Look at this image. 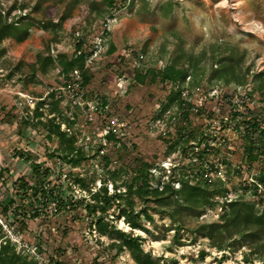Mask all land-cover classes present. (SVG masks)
<instances>
[{"label": "rangeland", "instance_id": "374dc122", "mask_svg": "<svg viewBox=\"0 0 264 264\" xmlns=\"http://www.w3.org/2000/svg\"><path fill=\"white\" fill-rule=\"evenodd\" d=\"M0 10L7 22L29 24L23 40L0 41V244L9 240L38 264H138L98 231L83 205H44L19 186L41 183L53 197L85 203L102 184L109 195L124 191L144 161L151 187L173 180L177 189L183 179L225 193L192 211L150 203L149 233L117 218L113 200L109 226L139 235L158 264H261L254 248L264 231L218 250L199 226L218 222L237 197L264 210V184L255 187L264 156L247 161L231 127L249 112L264 119V0H0ZM79 38L90 52L88 84L79 71L66 78L59 66L37 62L73 57ZM174 59L187 69L184 79L152 80ZM224 65L237 81L216 75ZM136 74L147 77L139 83ZM172 90L180 94L174 100ZM52 124L75 135L85 156L78 165L63 161ZM36 165L49 169L46 178L35 176ZM134 208H141L136 197Z\"/></svg>", "mask_w": 264, "mask_h": 264}, {"label": "trees", "instance_id": "16d2710c", "mask_svg": "<svg viewBox=\"0 0 264 264\" xmlns=\"http://www.w3.org/2000/svg\"><path fill=\"white\" fill-rule=\"evenodd\" d=\"M112 1V0H109ZM19 21L7 22L3 20L2 11L0 10V41L4 38H14L17 41L23 40L28 32L29 24L17 23ZM112 48L109 50L111 51ZM90 52L84 50V41L79 38L76 46L74 56L71 58L61 54L57 58L41 57L38 56L37 62L42 67L47 63L51 65H57L60 67V72L64 73L66 78H69L70 73L73 71H79L82 75V83L86 85L90 81L87 68H85V58ZM219 78L225 81L235 80V71L232 66L224 65L221 69H216L215 73ZM153 74L152 80L159 77L161 81H169L175 83L179 79H184L187 75V69L184 66L178 64V59H174L171 63L167 64L165 68ZM147 74H136L135 79L142 83L144 82ZM180 96L178 91H171L169 97L172 100ZM42 102H39L41 104ZM181 103V101H180ZM53 109L57 108L58 103H52ZM38 114L37 112L35 113ZM239 115L234 113L235 117ZM72 122H69L71 124ZM232 129L240 133L244 140V154L247 161L254 162L260 157L264 156V119L259 118V115L249 112L241 120H237L231 125ZM68 131V130H67ZM60 129L58 124H52L50 127V133H54L60 143L61 156L63 161L67 162L71 167L78 165L85 156L83 151L75 148V135ZM108 137L114 138L113 134H109ZM33 173L39 179H44L48 176L49 169H41L36 165L33 169ZM133 176L128 184H125L124 191L115 192L114 195H109L107 185L102 184L100 188L90 193V198L85 201L83 198L73 200L70 198L66 200L58 199L57 196L53 197V190H47L41 183L38 186H30L26 181H21L20 186L24 192L31 190L35 199L38 195L42 196V202L44 205L52 201L58 209H75L78 206H84V208L93 215L94 223L97 226L98 231L101 234H108L112 239H115V246L120 248L126 247L132 258L138 264H158V259L151 256L149 252L144 251L141 246V238L139 235H134L132 232H126L124 230L109 226L108 222L104 219L108 215V211L112 207L113 200L118 201L117 205L118 214L117 218L123 217V220L128 224L131 230H140L149 233V228L144 224L146 222H153L152 216L147 210V205L152 203L155 206L172 205L175 203L180 208L188 210H198L200 207L210 204V197L213 194L224 195L225 189L222 191L209 190V185L201 182L190 183L189 180L179 179L180 186L175 189L171 183L173 180L164 182L161 187H151L149 185V165L146 162H141V166L138 170H133ZM171 174L168 176L170 177ZM79 182L83 183V180L79 179ZM256 186L264 184V168L260 169L259 174L256 177ZM135 197L141 203V208L136 211L134 208ZM125 201V202H124ZM121 202L123 204H121ZM7 209V207L5 208ZM39 210H35L32 214L33 217L39 216ZM177 212V210H176ZM172 221H177L181 225V220L176 216L175 212L169 214ZM264 210L261 212L255 209L253 203L245 202L241 197H237L227 202L226 210L221 214L218 222L211 224H202L199 226V231L204 233L210 240V244L216 247L218 250H226L232 245V241L235 238L250 237L252 235L259 234V231H264ZM117 241V242H116ZM9 240L5 244H0V264H38L35 261H28L25 257L20 256L15 252L12 246H9ZM254 253H259L261 264H264V244L260 248H254ZM248 260V258H246Z\"/></svg>", "mask_w": 264, "mask_h": 264}, {"label": "built area", "instance_id": "2783aa9c", "mask_svg": "<svg viewBox=\"0 0 264 264\" xmlns=\"http://www.w3.org/2000/svg\"><path fill=\"white\" fill-rule=\"evenodd\" d=\"M97 47V46H96Z\"/></svg>", "mask_w": 264, "mask_h": 264}]
</instances>
